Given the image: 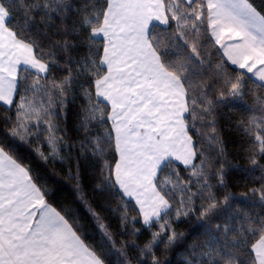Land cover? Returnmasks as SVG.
<instances>
[{
	"label": "snow or ice",
	"instance_id": "1",
	"mask_svg": "<svg viewBox=\"0 0 264 264\" xmlns=\"http://www.w3.org/2000/svg\"><path fill=\"white\" fill-rule=\"evenodd\" d=\"M37 17L59 39L45 36V44L33 36ZM161 26L171 51L155 34ZM216 45L222 54L213 65L206 46ZM253 77L259 91L248 87ZM77 96L84 101L78 152L99 165L94 191L134 200L135 215L126 201L112 211L121 213L122 235L136 237L137 223L150 231L142 245L118 244L91 206L102 243L90 242L80 218L53 206L49 190L15 154L13 145L27 144L45 163L64 162L74 145L59 122ZM245 97L261 117L239 122L247 138L243 171L260 176L240 197L264 205V3L84 0L81 8L74 0H0V264H112L111 256L116 264H166L156 250L163 244L166 254L182 235L172 227L173 212L177 220L195 213L222 220L184 264H264V215L233 214V194L213 191V180L227 188L226 161L209 166L189 135V118L200 121L202 135L223 155L215 110ZM69 177L80 191L78 166Z\"/></svg>",
	"mask_w": 264,
	"mask_h": 264
},
{
	"label": "trees",
	"instance_id": "2",
	"mask_svg": "<svg viewBox=\"0 0 264 264\" xmlns=\"http://www.w3.org/2000/svg\"><path fill=\"white\" fill-rule=\"evenodd\" d=\"M99 3H103V0H99ZM257 4L264 3V0H256ZM74 5H79L83 8L84 0H74ZM20 19V17H18ZM59 26V22L57 21ZM162 26L155 30V34L161 40L162 43L171 46L168 41V33L162 31ZM37 32L40 34V42L47 44L45 36L50 37L53 40L59 39L58 36L54 35L55 29L49 30L46 26H41L39 17L36 20V26L32 29V34L35 36ZM207 51L212 54L211 59L213 65L221 59V51H217L219 48L206 46ZM73 55H77L73 53ZM80 55H83L81 50ZM225 61L226 59L223 58ZM227 66L231 69H235L231 64L227 62ZM258 82L253 79L248 80V87L255 89V85ZM23 91V89H21ZM84 103L82 97L77 96L74 103L70 102L67 107L66 116L59 123L62 128L67 129L66 141L74 147L69 152L68 149L64 152L66 158L64 162L57 160L55 163H45L39 159L36 153L27 144L24 145H13L15 152L25 164L32 168L34 176L39 177V182L46 186L50 193V202L53 206L64 209H71L75 216L80 218V222L84 224L85 230L88 234V239L93 243H102L100 233L97 231L90 214L88 213L86 206H91L93 210L101 212L105 218L104 223L110 225L111 231L113 232L117 243L121 240L127 241L135 239L137 243L143 244L150 239V231L141 226V223H137L136 227L141 228V232L136 236L122 235L120 233V212H114L118 204H123L125 201L119 200L114 196L107 194L101 195L99 192L94 191L97 183H99V165L97 159L92 155H80L78 152L79 140L82 138V132L79 130L78 125L80 121V109ZM0 108V111H3ZM216 117V129L219 141L222 143L223 155H221V148L210 142L202 135L203 126L200 121H190L189 131L190 135L193 136L194 141L201 152L204 154V159L209 166L219 167L217 161H226L225 165V181L227 188H222L216 184L213 180L214 185L213 191L222 198L226 192H231L235 198L233 203L232 212L236 214L237 208L241 214L247 213L253 217L264 215V205H262L258 199H241L240 194L248 190L255 184L259 183L257 179L260 173L257 171L255 176L249 177L243 169L247 167V161L244 158V149L247 144V138L239 122L242 119H248L253 116L260 118L261 111L252 106V102L248 97H245V101H238L229 99L222 102L215 110ZM195 125L192 128V125ZM108 125H98V130L103 132ZM5 128L0 125V137L4 135ZM35 142H33V147ZM199 164V159L195 161ZM77 166L79 167V178H80V191L76 188V180L69 177V169L72 170V175L75 176L77 173ZM168 170L162 174L167 175ZM188 172L183 170L181 166V175L187 179ZM193 191H196L195 185ZM81 194V195H80ZM83 196L85 199H81ZM127 202V201H126ZM200 200L197 199L196 205L199 207ZM86 203V204H84ZM130 212L129 215H135V211L131 210L134 208L133 203L127 202ZM199 213L192 214L188 217H181L175 219V213H172L173 223L172 227L177 232L182 234L176 242L167 249L165 254V247L163 244L156 250L157 254L161 256V259L166 264H184L186 257L191 251L192 247L196 244H203L208 239L207 230L212 228L214 224L221 223L222 220H201L198 218ZM158 226H154L151 231H156ZM131 225H129V231ZM199 255V254H197ZM112 264H116V257L111 256Z\"/></svg>",
	"mask_w": 264,
	"mask_h": 264
},
{
	"label": "crops",
	"instance_id": "3",
	"mask_svg": "<svg viewBox=\"0 0 264 264\" xmlns=\"http://www.w3.org/2000/svg\"><path fill=\"white\" fill-rule=\"evenodd\" d=\"M218 46V45H217ZM218 48H219V46H218ZM221 51V53H222V50H220ZM226 59V58H225ZM229 64H230V62H228ZM233 67H236V66H234V65H232ZM254 81H256V82H258V83H260L258 80H255V78L253 77L252 78ZM189 135H190V133H189ZM128 199V198H127ZM131 201H133L134 202V200H131Z\"/></svg>",
	"mask_w": 264,
	"mask_h": 264
},
{
	"label": "rangeland",
	"instance_id": "4",
	"mask_svg": "<svg viewBox=\"0 0 264 264\" xmlns=\"http://www.w3.org/2000/svg\"><path fill=\"white\" fill-rule=\"evenodd\" d=\"M189 175V174H188ZM186 178H188V177H186ZM81 195V194H80ZM126 199V201L127 202H131V203H133V205H134V202L133 201H131V200H129V199H127V198H125ZM84 204H86V203H84ZM89 206H86V209L88 208Z\"/></svg>",
	"mask_w": 264,
	"mask_h": 264
}]
</instances>
